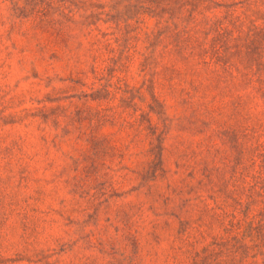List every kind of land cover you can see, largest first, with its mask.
I'll return each instance as SVG.
<instances>
[{
    "label": "rangeland",
    "instance_id": "374dc122",
    "mask_svg": "<svg viewBox=\"0 0 264 264\" xmlns=\"http://www.w3.org/2000/svg\"><path fill=\"white\" fill-rule=\"evenodd\" d=\"M107 2L0 0V264H264L250 239L229 254L203 215L233 188L231 97H205L208 73L195 91L160 72L176 58L172 17L152 43L127 2ZM214 32L201 39L222 74ZM217 46L234 74L222 88L250 90L258 45Z\"/></svg>",
    "mask_w": 264,
    "mask_h": 264
},
{
    "label": "trees",
    "instance_id": "16d2710c",
    "mask_svg": "<svg viewBox=\"0 0 264 264\" xmlns=\"http://www.w3.org/2000/svg\"><path fill=\"white\" fill-rule=\"evenodd\" d=\"M124 2H127L124 4L127 10L134 11L132 19L136 18L138 24L144 23L145 33L152 43L161 37L163 22L167 23L166 28H170L169 18H173V52L176 58L170 63L162 64L160 72L163 75L179 77L191 89L199 91L203 85L200 77L203 73H208L207 79L210 82L206 85L205 97H211L210 102L216 101L218 97H231L224 107L230 118L236 121V126L227 132L236 136L239 158L225 182V188L231 182L233 188L224 190L222 204L218 201L214 204L206 203L203 215L209 217L208 225L218 222L223 226L227 237H223L221 246L229 254L237 252L246 239L254 243L247 246L248 249L260 250L264 254V0H108L105 5H109L111 11H116ZM219 7H225L222 14H209ZM20 8L17 6L15 10ZM167 13L170 17L165 18ZM145 18L155 21L148 24ZM118 25L120 26V22ZM131 26L132 24L126 23L124 28L130 32L133 30ZM207 29L215 31L210 45L214 56L210 57L214 58V64L221 68L222 74L208 72L212 62L208 58L210 51L205 47L206 42L201 39L202 32ZM208 36L209 33L206 37ZM243 38L246 44L256 43L259 47L254 63L257 68L252 70L253 65L251 70L247 69L242 74L246 88L250 90L229 93L222 85L234 78L233 67L224 58L225 55L221 54L217 43L224 42L228 45L230 40L238 41ZM227 48L230 49L231 46ZM154 57L161 64L165 51ZM189 93L190 91L187 94ZM210 102L203 106L212 121L216 122L217 108L209 107ZM205 177L210 184L213 183L211 172ZM214 199L219 200L216 197ZM243 254L242 258L246 257L247 253Z\"/></svg>",
    "mask_w": 264,
    "mask_h": 264
}]
</instances>
